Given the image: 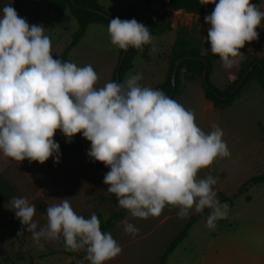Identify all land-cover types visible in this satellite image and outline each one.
<instances>
[{
    "label": "clouds",
    "instance_id": "clouds-1",
    "mask_svg": "<svg viewBox=\"0 0 264 264\" xmlns=\"http://www.w3.org/2000/svg\"><path fill=\"white\" fill-rule=\"evenodd\" d=\"M214 4L205 16L210 25V51L228 70L245 58L240 50L259 39L257 28L264 11L252 0H200ZM43 25H30L12 5L0 15V153L16 162H60L59 130L71 142L81 133L90 142L87 155L110 169L103 178L117 206L133 218L158 217L165 207L178 209V217L194 211L210 214L206 227L226 218L229 206L218 199L211 174L200 178L216 159L231 152L223 130L212 124L205 132L196 123L195 112L186 109L162 90L142 86V73L129 74L122 82L109 81L97 87L99 75L89 65L78 66L54 58L52 43ZM113 46L127 52L143 51L155 37L135 19L113 18L108 23ZM11 209L43 250L44 241L63 242L65 251L84 252L89 264H107L122 253L111 233L102 232L95 213L77 214L68 198L49 204L46 223L34 220L36 205L25 197H12ZM127 234L139 229L121 221ZM24 229L18 233L21 234ZM80 264H84L82 260Z\"/></svg>",
    "mask_w": 264,
    "mask_h": 264
},
{
    "label": "crops",
    "instance_id": "crops-1",
    "mask_svg": "<svg viewBox=\"0 0 264 264\" xmlns=\"http://www.w3.org/2000/svg\"><path fill=\"white\" fill-rule=\"evenodd\" d=\"M98 1L105 11L112 16H118L132 8L137 13L138 20L146 23L151 19L150 10H152L159 12L160 15L165 14V20L171 23L173 30L154 35L156 51L151 52L152 45H148L146 51L138 52L134 58L132 69L124 76L123 81L129 74L142 73L143 79L139 82L142 86L154 88L165 82L169 67L168 57L176 41L175 29L178 25L192 26L193 21L200 20V27L206 32V37L210 27L199 15L170 11L167 0L161 1V7L157 6L159 0H140L137 3L130 4L129 7H125L123 10L115 11H107L102 0ZM5 5H12L17 10L19 16L25 18L30 25L40 24L44 26L46 29L45 34L51 39L54 58H58L64 53L70 45L74 33L78 29V23L69 10L60 14L62 16H56L54 11L50 9L48 0H0V15H2ZM258 6L264 11V0H258ZM67 12L75 19L70 24L72 28L70 33L64 28L67 23L66 21H68L65 19ZM256 30L259 33V39L251 43H246L245 47L240 50L245 54L243 61L249 55L257 57L264 56V28L262 22L261 26ZM101 36L108 38L110 43L109 55L105 58L106 61L103 64L101 60L104 50L102 49L100 41ZM206 37L204 40H207ZM76 59L78 60V66L90 64L94 68L99 75L97 87H102L107 82L112 81L113 74L120 61V54L119 49L110 42L107 26L94 23L88 27L84 38L68 53V61L73 62ZM243 61L238 66L226 70L222 66L220 58H218L210 77L212 83L217 88L224 89L236 79ZM182 82L183 87L181 93L175 100L181 103L186 109L195 112L196 123L206 133L212 130V124L218 125L224 132L223 139L226 141L231 152V155L227 158L216 159L210 168L201 170L198 176L203 178L211 174L221 182L220 187H214L217 194L223 193L226 196H230L236 193L245 181L252 176L258 175L256 172L264 164V92L257 82L251 81L241 89L237 99L229 107L223 111H218L215 109L214 104L206 99L199 82L189 83L184 78ZM80 135L83 140L84 149H86L83 150L88 152L91 144L83 138L81 133ZM84 153L70 152L61 154L60 161L70 158L72 162H75L76 170L71 172L64 171L63 169L54 172L52 158H49L45 162L47 165L45 190L48 192L50 198H53L54 193L55 197H58L56 195L57 191L64 189L65 185H67L66 182L70 179L78 180L79 178H85L83 172L79 171L78 168L79 165H83L90 160L89 156L85 158ZM1 159H4L9 166L19 164V162L11 160L10 158L3 157L2 153H0ZM5 170L0 173V176L5 174ZM89 176L95 179L94 175L89 174ZM100 182V180H97L98 184ZM229 182H233V184L230 185ZM222 183L224 187H222ZM73 209L77 214L85 218H89L92 213H97L94 212V208ZM195 214L197 213L193 211L190 216ZM176 216L177 213L174 218ZM158 217H150L145 220L133 218L127 213L123 221L128 220L139 229V233L135 237L126 232L124 235H131L130 243H135L137 240L145 238L144 236L147 235L146 230L149 223ZM226 257H214L210 255L208 259H205L204 264H230L234 260H237V264H264V257L259 256L248 257L243 255L237 259H229Z\"/></svg>",
    "mask_w": 264,
    "mask_h": 264
},
{
    "label": "rangeland",
    "instance_id": "rangeland-1",
    "mask_svg": "<svg viewBox=\"0 0 264 264\" xmlns=\"http://www.w3.org/2000/svg\"><path fill=\"white\" fill-rule=\"evenodd\" d=\"M138 1L140 0H102L107 11L123 10ZM161 1H158V7H161ZM54 14L62 16L56 11ZM65 16L68 21L64 28L70 33L72 29L70 24L75 19L69 12ZM192 25H196L197 32L201 31L205 37L206 32L200 27V20L193 21ZM100 41L104 50L101 60L103 64L109 55L110 43L108 38L102 36ZM73 63L77 64L78 60ZM84 150L82 152H85L86 158L88 155ZM52 163L54 172L60 169L70 172L76 170V164L70 158L62 159L58 164L54 163L52 158ZM46 168L45 163H30L28 160L12 166L4 159L0 160V173L6 169L3 177L14 192L10 199L0 201V264H77L75 257L55 254L57 242L42 240L43 250L33 242L31 233L26 231L11 209L12 197H25L36 205L34 220L38 222V227L46 223L45 208L51 203H59L63 198H68L73 208H94V212L102 213L105 219L110 218L119 208L115 195L107 192L103 179L90 160L78 167L85 178L70 179L64 189L57 191L58 197H55L54 193L53 198H50L45 190ZM88 173L94 175L95 179ZM256 173H264V164ZM97 180L101 182L98 184ZM220 183L217 180L213 187H220ZM229 184L232 185L233 182ZM6 192L9 193L10 189L8 188ZM224 203L229 206L227 217L218 219L217 226L211 229L205 226L206 220L195 223L185 240L169 256L167 264H204L210 255L227 256L229 259H237L243 255L264 257V184L253 186L247 193L238 195L232 204ZM177 212L178 209L175 207H165L159 217L149 223L145 238L135 243L129 242L131 235H124L121 223L115 226L108 233H111L122 247V253L107 264H159L169 242L188 221V218L182 219L178 215L174 218ZM22 229L24 232L18 235ZM84 264L89 262L86 261ZM230 264H237V260L231 261Z\"/></svg>",
    "mask_w": 264,
    "mask_h": 264
},
{
    "label": "trees",
    "instance_id": "trees-1",
    "mask_svg": "<svg viewBox=\"0 0 264 264\" xmlns=\"http://www.w3.org/2000/svg\"><path fill=\"white\" fill-rule=\"evenodd\" d=\"M74 1L75 4H73L71 0H48L50 9L60 14L69 10L78 23V29L74 33L70 45L66 48L64 53L58 57V59L62 61H68V53L84 38L87 29L91 24L98 23L108 27L110 20L117 17L121 20L135 19L140 22L138 20L137 13L132 8L126 10L118 16H112L105 11L98 0ZM167 3L170 11L172 12H184L187 14L199 15L203 19L205 16L210 15L215 7V5L211 3L203 5L200 3V0H167ZM252 3L258 5V0H252ZM150 16V21L146 23H140L148 27L153 35H158L169 30H173L171 23L165 20V14L160 15L159 12L150 10ZM262 24L264 28V21H262ZM195 27L196 25H178L175 29L176 41L172 52L168 57L169 67L167 78L163 84L154 87V89L162 90L168 96L173 94L172 98L175 99L181 93L183 87V78L189 83L199 82L204 91L206 99L211 101L214 104L215 109L218 111H223L229 107L237 99L241 89L251 81L257 82L264 92V56L257 57L249 55L242 62L236 79L232 83L228 84L224 89L217 88L212 83L210 77L219 57L211 53L210 44H208L207 40H204L206 36L203 37L202 32H197ZM147 48L148 45H145L143 51H146ZM124 52L125 51L119 49L120 58ZM138 52L141 51L129 47L119 70L120 83L123 82L126 73L132 69L134 58ZM179 61H181V63L176 72V85L175 89H173L172 78L176 65ZM206 66L207 80L205 82L203 80V76ZM117 72L118 67L113 74L112 81L117 82ZM246 74L248 75L244 83L240 86L236 93L231 94L234 87ZM214 91H216L218 95H216ZM54 140L60 145L61 154L82 152L84 149L83 140L80 133H77L72 138L71 142H67V138L59 130H57ZM90 163L95 167L102 179L104 178V175L110 171L104 164L98 161H93L91 158ZM261 184H264V173L249 178L241 185V187L237 190V193L232 197L226 196L223 193H218L217 196L221 203L230 202L232 204L238 195L245 194L253 186ZM105 187L107 189V185H105ZM8 188L10 189L9 193L6 192ZM13 194V188L10 186L9 182L3 176H0V201L10 199ZM210 211V209L206 208L203 213L190 216L184 228L168 244L165 252L159 260V264H167L169 256H171L177 247L185 240L191 227L200 220H206L210 214ZM127 213L128 212L126 210L118 208L108 219H105L102 213H96L101 223L102 232L108 233L111 229L123 221ZM55 254L75 257L77 259V264H80L82 260L84 263L86 262V260H84V252L65 251L62 240L61 242H57Z\"/></svg>",
    "mask_w": 264,
    "mask_h": 264
},
{
    "label": "water",
    "instance_id": "water-1",
    "mask_svg": "<svg viewBox=\"0 0 264 264\" xmlns=\"http://www.w3.org/2000/svg\"><path fill=\"white\" fill-rule=\"evenodd\" d=\"M71 1H72L73 4H75V1H74V0H71ZM127 52H128V50H127ZM127 52H124L123 55H122L121 58H120V61H119V64H118L117 82H120L119 70H120V68H121L122 61H123L124 57L126 56ZM180 63H181V61H179V62L177 63L176 68H175V72H174V75H173V78H172L173 89H175V85H176V83H175V77H176V72H177V70H178V68H179ZM206 65H207V64H206ZM206 74H207V66H206V68H205V72H204V76H203V80H204L205 82H206V80H207V75H206ZM247 75H248V74H246V75H244V76L242 77V79L240 80V82L234 87V89H233V91H232L231 94L236 93V91L240 88V86H241V85L244 83V81L246 80ZM214 92H215L216 95H218V93H217L216 91H214ZM169 97L172 98V97H173V94H170Z\"/></svg>",
    "mask_w": 264,
    "mask_h": 264
},
{
    "label": "built area",
    "instance_id": "built-area-1",
    "mask_svg": "<svg viewBox=\"0 0 264 264\" xmlns=\"http://www.w3.org/2000/svg\"><path fill=\"white\" fill-rule=\"evenodd\" d=\"M217 226V221L215 222V227Z\"/></svg>",
    "mask_w": 264,
    "mask_h": 264
}]
</instances>
